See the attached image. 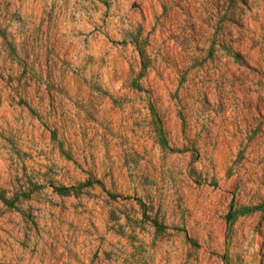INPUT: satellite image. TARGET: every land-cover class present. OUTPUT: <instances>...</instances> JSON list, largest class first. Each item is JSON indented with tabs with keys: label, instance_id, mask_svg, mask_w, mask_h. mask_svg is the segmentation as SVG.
Wrapping results in <instances>:
<instances>
[{
	"label": "rangeland",
	"instance_id": "rangeland-1",
	"mask_svg": "<svg viewBox=\"0 0 264 264\" xmlns=\"http://www.w3.org/2000/svg\"><path fill=\"white\" fill-rule=\"evenodd\" d=\"M0 264H264V0H0Z\"/></svg>",
	"mask_w": 264,
	"mask_h": 264
}]
</instances>
